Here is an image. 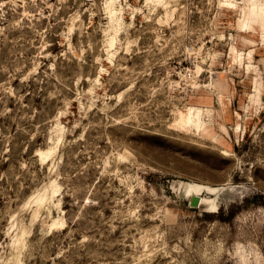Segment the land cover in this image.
I'll return each mask as SVG.
<instances>
[{
	"label": "rangeland",
	"instance_id": "374dc122",
	"mask_svg": "<svg viewBox=\"0 0 264 264\" xmlns=\"http://www.w3.org/2000/svg\"><path fill=\"white\" fill-rule=\"evenodd\" d=\"M0 264H264V0H0Z\"/></svg>",
	"mask_w": 264,
	"mask_h": 264
},
{
	"label": "water",
	"instance_id": "95a60500",
	"mask_svg": "<svg viewBox=\"0 0 264 264\" xmlns=\"http://www.w3.org/2000/svg\"><path fill=\"white\" fill-rule=\"evenodd\" d=\"M200 203V197L198 195H193L191 199V205L196 206Z\"/></svg>",
	"mask_w": 264,
	"mask_h": 264
},
{
	"label": "trees",
	"instance_id": "16d2710c",
	"mask_svg": "<svg viewBox=\"0 0 264 264\" xmlns=\"http://www.w3.org/2000/svg\"><path fill=\"white\" fill-rule=\"evenodd\" d=\"M222 219H227L225 216H224V211H223V208L220 209V212L218 214ZM235 215V212L232 213V216Z\"/></svg>",
	"mask_w": 264,
	"mask_h": 264
},
{
	"label": "bare ground",
	"instance_id": "6f19581e",
	"mask_svg": "<svg viewBox=\"0 0 264 264\" xmlns=\"http://www.w3.org/2000/svg\"><path fill=\"white\" fill-rule=\"evenodd\" d=\"M193 120V119H192ZM194 121V120H193ZM195 124H198V126H201V124H200V121L198 120V121H196V123ZM193 195H198V194H194L193 193Z\"/></svg>",
	"mask_w": 264,
	"mask_h": 264
}]
</instances>
